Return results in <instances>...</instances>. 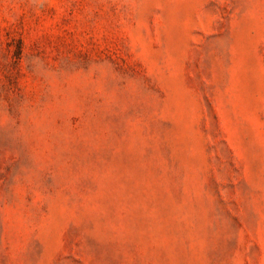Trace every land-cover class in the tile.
Segmentation results:
<instances>
[{
    "label": "rangeland",
    "instance_id": "1",
    "mask_svg": "<svg viewBox=\"0 0 264 264\" xmlns=\"http://www.w3.org/2000/svg\"><path fill=\"white\" fill-rule=\"evenodd\" d=\"M0 264H264V0H0Z\"/></svg>",
    "mask_w": 264,
    "mask_h": 264
}]
</instances>
